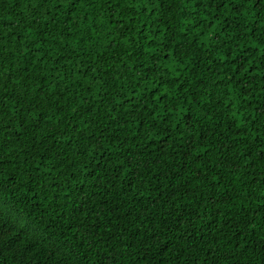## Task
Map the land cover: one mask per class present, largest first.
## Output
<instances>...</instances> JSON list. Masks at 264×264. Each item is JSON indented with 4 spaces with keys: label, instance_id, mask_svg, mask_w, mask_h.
I'll return each instance as SVG.
<instances>
[{
    "label": "trees",
    "instance_id": "1",
    "mask_svg": "<svg viewBox=\"0 0 264 264\" xmlns=\"http://www.w3.org/2000/svg\"><path fill=\"white\" fill-rule=\"evenodd\" d=\"M0 264H264V0H0Z\"/></svg>",
    "mask_w": 264,
    "mask_h": 264
}]
</instances>
